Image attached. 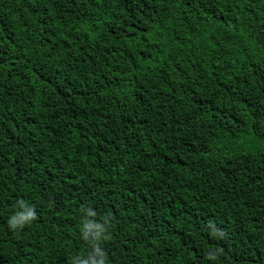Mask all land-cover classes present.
<instances>
[{
  "label": "trees",
  "instance_id": "trees-1",
  "mask_svg": "<svg viewBox=\"0 0 264 264\" xmlns=\"http://www.w3.org/2000/svg\"><path fill=\"white\" fill-rule=\"evenodd\" d=\"M88 221L105 264H264V0H0V264Z\"/></svg>",
  "mask_w": 264,
  "mask_h": 264
},
{
  "label": "clouds",
  "instance_id": "clouds-1",
  "mask_svg": "<svg viewBox=\"0 0 264 264\" xmlns=\"http://www.w3.org/2000/svg\"><path fill=\"white\" fill-rule=\"evenodd\" d=\"M19 203H20V207L23 210L17 211L8 220L9 226L13 229L22 228L26 223H30L32 220L36 218V212L34 208H31L25 205L24 201H20ZM89 215H95V213L89 211ZM97 227H99V225L94 224L91 221H88L84 224L83 238L85 240H89L90 234H91V242L93 244V251L89 253L86 259H80L78 261V264H105L106 258H107L106 253L99 246V243H97V241H99L101 238V233L99 231H94V229ZM109 238L110 237H107V236L104 237L105 240ZM209 258L215 259V256L209 254Z\"/></svg>",
  "mask_w": 264,
  "mask_h": 264
}]
</instances>
